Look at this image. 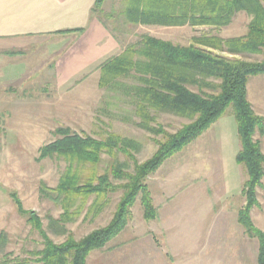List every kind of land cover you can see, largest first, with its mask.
<instances>
[{
	"label": "trees",
	"instance_id": "16d2710c",
	"mask_svg": "<svg viewBox=\"0 0 264 264\" xmlns=\"http://www.w3.org/2000/svg\"><path fill=\"white\" fill-rule=\"evenodd\" d=\"M105 1L96 0L90 16L122 50L99 66L98 87L126 97L123 102L130 105L137 119L132 124L150 136L155 150L139 161L136 156L143 145L135 139L110 131L96 139L58 127L53 132L55 139L39 148L37 161H60L64 170L55 187L40 183L38 192L61 213L58 218L46 216L45 229L34 211L24 209L16 194H9L17 214L40 237L41 248L12 257L5 253L8 236L0 232V264H87L92 254L102 251L127 229L137 202L144 221L156 219L148 178L208 131L228 109L239 141L235 161L246 173L241 190L245 205L237 212V223L249 239L257 241L256 264H264V233L250 218L251 209L258 206L257 190L264 178L260 142L264 119L255 114L247 98L250 79L264 76V0H112L121 8L109 13L103 11ZM240 13L250 20L247 33L238 38L202 34L192 38L189 45H178L142 34L125 45V38L119 36L120 32L129 35L130 26L220 29ZM223 54L261 59L248 61ZM161 115L188 123L170 133L158 122ZM120 155L126 159L119 160ZM102 156L108 160L105 166ZM118 192L109 221L76 240L67 226L80 219L94 222ZM49 233L65 240L55 243Z\"/></svg>",
	"mask_w": 264,
	"mask_h": 264
},
{
	"label": "rangeland",
	"instance_id": "374dc122",
	"mask_svg": "<svg viewBox=\"0 0 264 264\" xmlns=\"http://www.w3.org/2000/svg\"><path fill=\"white\" fill-rule=\"evenodd\" d=\"M102 8L106 13L111 10L117 12L121 4L106 0ZM249 20L248 16L240 13L229 26L220 29L130 26L129 35L120 32L119 36L125 38V45L137 41L142 34L173 44L189 45L192 38L202 34L222 39L243 37L247 33ZM223 55L248 61L261 59L259 56ZM35 56L43 57L40 54ZM32 57L34 54L27 52L24 57L17 58L22 61H16L13 66L16 85L21 86V80L26 81L30 73H34V78H31L35 80V64L29 63ZM32 84L35 86L15 90L10 88L11 95L16 92L15 96L11 97V102L0 103V232L8 236L5 253L12 257H23L25 252L39 250L41 239L17 214L9 194H16L24 209L34 211L45 229L46 216L58 218L61 213L58 207L42 199L38 193L40 183L55 187L64 170L63 162L37 161L39 148L55 139L53 132L58 127H68L74 133L96 139L108 131L135 139L143 145L142 152L136 156L139 161L150 157L155 150L150 136L132 124L137 119L133 117L130 105L123 102L126 97L120 93L102 90L98 83L95 87L87 81L78 87H62L58 101L39 105L37 100L43 99L44 95L40 96L42 92L38 81ZM247 98L255 114L264 119V76L250 79ZM158 122L170 133L188 123L169 115H161ZM238 148L236 123L231 109H228L225 116L208 131L181 153L165 161L148 178L147 185L159 213L157 218L144 221L137 202L131 210L132 220L127 229L102 251L92 254L87 263L96 264L104 256L141 255L150 250L155 254L177 256L179 260L187 256L186 264H209V259L219 260L217 264H237V261L239 264H256L257 241L249 239L237 223V212L245 205L241 190L246 179L243 167L235 161ZM102 158V166H105L107 157ZM125 159L119 156V160ZM119 195L118 192L110 197L109 208L94 222H82L80 219L68 225L67 229L74 238L78 240L104 226ZM257 197L264 204V190L258 193L256 200ZM254 227L259 230L257 226ZM49 236L55 243L65 240V237H56L51 233ZM103 264L113 263L107 261Z\"/></svg>",
	"mask_w": 264,
	"mask_h": 264
},
{
	"label": "crops",
	"instance_id": "0c3cea01",
	"mask_svg": "<svg viewBox=\"0 0 264 264\" xmlns=\"http://www.w3.org/2000/svg\"><path fill=\"white\" fill-rule=\"evenodd\" d=\"M95 1L0 0V103L11 102L16 93L14 91L11 95L12 89L34 87L33 81H38L42 92L40 96L44 95L43 99L37 100L39 105L58 101L62 87H78L87 81L97 87L99 66L106 59L118 55L122 48L99 21L91 18L90 11ZM27 52L34 54L29 63L35 64L33 68L40 75L35 74L34 80V73H30L19 86L16 85L13 66L16 61H22L17 58L24 57ZM37 54L43 57L40 59L35 56ZM48 87L50 90H47ZM260 142L264 155L263 138ZM262 190L264 178L257 196ZM257 201L258 206L251 210V220L259 230L264 231V204L258 197ZM181 258L147 250L141 255L104 256L96 264L107 261L113 264H186L187 256ZM207 262L217 264L220 261L209 259ZM221 262L224 263V260Z\"/></svg>",
	"mask_w": 264,
	"mask_h": 264
}]
</instances>
